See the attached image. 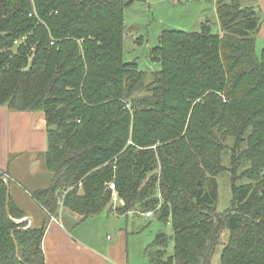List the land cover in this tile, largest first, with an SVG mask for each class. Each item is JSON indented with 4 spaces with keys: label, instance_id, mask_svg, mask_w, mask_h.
Returning <instances> with one entry per match:
<instances>
[{
    "label": "trees",
    "instance_id": "16d2710c",
    "mask_svg": "<svg viewBox=\"0 0 264 264\" xmlns=\"http://www.w3.org/2000/svg\"><path fill=\"white\" fill-rule=\"evenodd\" d=\"M132 2L0 0V104L46 122L53 177L34 200L50 215L64 206L94 217L113 182L118 212L163 223L148 264H211L223 230L221 264H264L261 12L216 0L221 31H161L148 75L123 59ZM223 172L231 198L220 210ZM7 190L0 179V264H44V228L14 221L22 212L8 198L7 213Z\"/></svg>",
    "mask_w": 264,
    "mask_h": 264
},
{
    "label": "crops",
    "instance_id": "0c3cea01",
    "mask_svg": "<svg viewBox=\"0 0 264 264\" xmlns=\"http://www.w3.org/2000/svg\"><path fill=\"white\" fill-rule=\"evenodd\" d=\"M249 5L263 13L258 36L264 37V0H252ZM46 146L42 112L15 111L0 104V179L8 188L6 206L10 198L22 212L14 218L16 223L44 228V264H148L144 254L148 243L144 247L130 246L128 236L134 232L128 233V226L116 222L135 215L131 211L118 212V197L111 195L99 215L87 218L64 206L59 207L57 215H50L34 200L32 193L47 188L53 177L45 164ZM102 216L106 218L103 226L113 225L107 229L111 232L105 231V239L101 229L90 226L95 217ZM137 216L143 218L141 214Z\"/></svg>",
    "mask_w": 264,
    "mask_h": 264
},
{
    "label": "rangeland",
    "instance_id": "374dc122",
    "mask_svg": "<svg viewBox=\"0 0 264 264\" xmlns=\"http://www.w3.org/2000/svg\"><path fill=\"white\" fill-rule=\"evenodd\" d=\"M240 2L243 5H249L252 3V0H240ZM123 11L125 26L123 32V59L125 61H136L138 66L148 75H152L154 71L160 68L159 63L151 60L149 50L158 44L161 31L167 29L199 31L201 25L204 24H207L213 33L221 31L215 0H133L132 4L125 7ZM261 15L263 16L262 12ZM263 39V37H259L258 35L256 37L255 51L258 56L261 53ZM13 43L17 44L18 39L14 40ZM222 164H225V159L222 161ZM217 181V207L223 210L229 205L231 198L228 173L223 172L219 174ZM78 186L80 187L81 184L79 183ZM112 195L113 197H118L115 189L112 190ZM132 214L130 217L116 222L121 223L123 226H128V233L130 231L134 232L128 236L130 246L131 244L132 246L143 244L144 247L147 243L150 244L152 242L158 230L163 227V223L154 217L139 218L136 215L132 216ZM94 219L90 226H96L99 230L101 229L102 238L105 239L106 232H111L107 229L112 228L113 225L110 226L109 223L103 226V223L106 221L105 216H102L100 219L95 217ZM24 228L26 227L24 226ZM166 229L171 231L168 225ZM227 235V230H223L220 238L221 242L213 252L211 264H221L220 253ZM169 245L172 250V243L170 242ZM146 260L148 263V257H146Z\"/></svg>",
    "mask_w": 264,
    "mask_h": 264
},
{
    "label": "built area",
    "instance_id": "2783aa9c",
    "mask_svg": "<svg viewBox=\"0 0 264 264\" xmlns=\"http://www.w3.org/2000/svg\"><path fill=\"white\" fill-rule=\"evenodd\" d=\"M108 187L111 189V190H114L115 188V186H114V183L113 182H110L109 184H108ZM145 216L146 217H149V216H152V212H149V211H147V212H145ZM52 217V219L54 218V216H51Z\"/></svg>",
    "mask_w": 264,
    "mask_h": 264
},
{
    "label": "water",
    "instance_id": "95a60500",
    "mask_svg": "<svg viewBox=\"0 0 264 264\" xmlns=\"http://www.w3.org/2000/svg\"><path fill=\"white\" fill-rule=\"evenodd\" d=\"M7 207V206H6ZM7 209V208H6ZM7 213H8V209H7Z\"/></svg>",
    "mask_w": 264,
    "mask_h": 264
}]
</instances>
